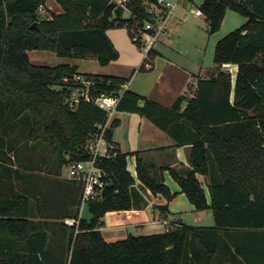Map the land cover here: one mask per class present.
<instances>
[{
    "label": "trees",
    "instance_id": "trees-1",
    "mask_svg": "<svg viewBox=\"0 0 264 264\" xmlns=\"http://www.w3.org/2000/svg\"><path fill=\"white\" fill-rule=\"evenodd\" d=\"M47 1L0 0V264H223L224 259L239 264L241 254L249 264H264V0L200 5L210 34L219 31L229 9L247 18L215 47L218 68L237 65L235 81L220 69L200 79L184 109L182 97L165 107L129 90L123 94L119 110L140 113L178 145H191L190 168L157 166L144 157L147 150L123 152L109 130L106 138L116 148L97 161L105 172L104 187L99 199L86 202L89 219L81 216L80 183L46 175L43 190L31 162L18 161L16 168L1 163L9 139L16 142L23 132L33 151L43 147L52 169L88 160L87 140L106 120V112L91 102L81 101L75 109L64 104L57 87L73 84L80 73L76 66L37 65L29 51L91 56L106 65L119 57L107 31L135 18L150 19L148 7L158 0H128L131 18L114 0H55L62 12L40 18L39 7ZM88 75L100 80V92L117 93L127 80ZM118 125L116 118L114 129ZM13 130L17 135L10 137ZM132 158L135 174L129 168ZM166 170L197 211L212 209L215 226L178 222L169 231L107 242L100 230L107 213L142 207L145 190L168 202L177 195L166 184ZM38 212L46 219L36 220ZM67 218L77 223L68 225Z\"/></svg>",
    "mask_w": 264,
    "mask_h": 264
},
{
    "label": "crops",
    "instance_id": "crops-1",
    "mask_svg": "<svg viewBox=\"0 0 264 264\" xmlns=\"http://www.w3.org/2000/svg\"><path fill=\"white\" fill-rule=\"evenodd\" d=\"M49 1L50 0L47 1V5ZM170 1L176 2L177 0ZM203 1L204 0L177 1L176 8L178 5H181L178 14L174 16V19L172 18L173 21L170 26L167 27V30L149 50L148 61L150 63V67L145 66L144 63L146 58L145 55L147 53L146 51L142 63L140 61L141 59H139L138 61L130 63L126 66L127 73L97 72L91 74L112 75L126 78V82L129 83V91L155 101L165 107H171L178 98L182 97L184 98L182 109L186 107L191 98L195 97L198 81L200 79H209L216 76L220 69V71H230L233 76V81H235L238 70L237 65L226 63L218 68L215 61L213 65H208L205 62V58L203 57L204 54L201 52H206L210 42L207 30L201 26H188L186 27V30H182V26L179 25L178 20L187 22L186 11L189 9L193 13L194 9L192 6L196 2H198L197 8L200 9V5ZM56 4L61 7L58 3ZM197 10H195L194 16L203 17L205 19L204 15L196 13ZM61 12L62 10L57 11L56 13ZM234 12L238 13L236 11ZM124 16H126L125 13ZM229 18L230 23L233 24V26H238V24L241 23L240 18L234 14L228 16V12H226L223 23H225L226 19L228 20ZM109 31L110 30L107 31V34L119 51V59L121 54L120 41L114 35H110ZM181 42H184V44L188 46H179ZM142 55L143 54L141 53L140 58H142ZM116 60L103 66L113 65ZM142 65L144 68L139 69V72L134 77L137 67L139 66L140 68ZM144 102L145 101H141V104L143 105ZM116 118L119 119V125L114 130L113 140L121 151L134 152L147 150L148 152L144 155V157L148 161L155 162L157 166H166L177 169L178 171L190 168L189 161L191 145H178L165 130L158 127L151 119L140 113L119 110ZM132 120L136 126L132 123ZM131 130H138L137 146L140 147L137 149H128V145L130 144V135H132ZM133 159L135 167V158ZM133 173L135 174V170ZM164 175L165 181L167 180L168 175V177L178 185V183L172 178L169 170H166ZM166 184L168 183L166 182ZM178 187L179 190L173 192L180 194L182 191L179 185ZM170 188L172 189V187ZM148 193L149 194L145 193L146 203L142 207L126 211L109 212L104 216L100 230L107 242H114L128 238L132 235L128 230L129 227H140L143 230L144 235L165 231L164 226H161V222L164 224L165 221L170 222L173 220L170 215L172 203L171 201L168 202L161 196H154L150 192ZM179 197L182 201H184V206H187L190 211H195L194 213L196 219L200 220L203 218V213L201 211H196V208L187 204V200L185 204V198H183V196L180 195ZM160 205H167L168 210L163 211L159 207ZM35 219H46V217L44 218L42 215H37ZM176 222L184 223L181 219Z\"/></svg>",
    "mask_w": 264,
    "mask_h": 264
},
{
    "label": "rangeland",
    "instance_id": "rangeland-1",
    "mask_svg": "<svg viewBox=\"0 0 264 264\" xmlns=\"http://www.w3.org/2000/svg\"><path fill=\"white\" fill-rule=\"evenodd\" d=\"M57 2L55 0H50L48 2V5H44L43 10H39V16L40 18H44L47 16H50V14L52 12H57L62 10L61 7H59L57 4ZM198 2H196L195 4H193L192 8L194 9L193 13L188 9L187 12V22H182L180 20L179 21V25L182 26V30H186V27H196V26H201L204 29L207 30L208 32V37H210V42L209 45L207 47L206 52L202 51L201 53H203V57L205 58V62L208 65H213L214 64V48H215V44L221 39L223 38L225 35H227L229 32L233 31L234 29H236L237 27L241 26L245 21L246 18L243 15H240L238 13H235L232 10H228V16H231L232 14H234L235 16H237L238 18H240L241 23L238 24V26H233V24L230 23V18L227 20L225 23H222L221 28L219 29V31L215 32L214 34H210L208 31V25L205 21V19L203 17H195L194 13L195 10H197V4ZM180 6L178 5V7L175 9L173 16L171 17V20L168 24V26H170L171 22L173 21L172 18L174 19L179 10H180ZM127 12V11H126ZM125 15L128 16V12ZM182 22V23H181ZM37 25V24H36ZM167 26V27H168ZM109 34L110 35H114L120 42V58L118 60H116V62L113 65L110 66H103L102 64H100V62L91 57L88 56L87 58H73V57H64V56H60L57 53L53 52V51H48V50H31L29 51V56H30V60L37 64V65H45V66H55V65H59V64H69L71 66H76L77 70L82 73V74H89V73H97V72H101V73H127L126 70V66L130 63H134L135 61H138L139 59H141V63L142 60L144 59V54L147 51V46H148V41H143L141 43H135L132 39V37L130 36L128 29L126 27H115V28H111L109 29ZM216 41V42H215ZM215 43V44H214ZM179 46L181 47H187L188 45L184 44V42H181L179 44ZM141 53L142 58L141 57ZM135 75L139 72V66L137 67L136 71H135ZM131 74V73H130ZM129 74V75H130ZM133 77V78H134ZM134 120V119H133ZM132 123L136 126V124L133 122ZM17 131L18 130H13L10 133V137L12 136H16L17 135ZM132 135H130V144L128 145V149H137L140 146H137V136H138V130H131ZM33 142L31 140H29L28 135L25 134L24 132L18 136L16 142H12L8 141L7 145L8 147L5 149V152H7V159L6 160H2L1 163H5L6 166H10L13 168H16L17 162L18 161H29L31 162L33 165V172L34 174H36V178L35 180L39 183V186L41 189L46 190L48 185L44 184V179L43 177L46 175H49L54 181L58 180V179H62L64 180L66 177V171H65V167H61V169L59 170L58 167L57 168H53L50 166V157L49 159L47 157H44V153L41 151L43 147L39 146L38 150H32L31 149V144ZM33 146V145H32ZM10 148H12L13 150H11ZM129 168L132 172H134L135 167H134V159H130L129 162ZM27 172H30L29 170H27ZM166 182L170 185V187H172V191H177L179 190L178 185L171 180V178L168 177L167 175V180ZM16 185H18V189H20V185L22 183H20L19 181L15 180ZM53 183V182H52ZM207 189V187H206ZM38 191V190H37ZM147 194H149V191H144ZM183 196V198H185V204H186V200H187V204H190L191 206H193L195 208V205L189 200L188 196L184 193V192H180V194L178 193L172 200V206H171V217H172V221L170 222H176L177 220H180L182 222H184L185 224L188 225H193V226H200V227H212L215 226V218H214V214L212 209H206L201 211L203 214V218L202 219H196L195 217V211H190L189 208L187 206H184V201H182V199L179 196ZM209 195V194H208ZM179 197V198H178ZM184 200V199H183ZM187 207V208H186ZM178 209V210H177ZM197 211V210H196ZM38 215H41V213ZM82 217L89 219L91 217V214L89 212V209L87 207V204L85 203L82 207ZM161 226H164L165 229V225L162 224L161 222ZM129 232L132 235L135 236H139V235H144L143 230L140 227H129L128 228ZM247 240L244 241V243H246ZM243 243V245H244ZM239 264H241V262H246V264H249V262L246 261L244 254L239 255ZM223 264H232L231 261H229L228 259H224Z\"/></svg>",
    "mask_w": 264,
    "mask_h": 264
},
{
    "label": "built area",
    "instance_id": "built-area-1",
    "mask_svg": "<svg viewBox=\"0 0 264 264\" xmlns=\"http://www.w3.org/2000/svg\"><path fill=\"white\" fill-rule=\"evenodd\" d=\"M118 6L128 12L125 18H131V11L127 4L128 0H114ZM178 1V0H177ZM177 1L158 0L156 4H151L148 7V13L151 15L150 19L143 22L139 19H133L126 22V28H129L133 40L141 43L144 40L149 41L147 46V53L145 55V66L150 67L149 50L160 38V36L167 30V26L171 16L173 15ZM44 5L41 4L39 10H43ZM197 14L203 15L202 11L198 9ZM69 82V79H65ZM99 79L96 76L78 73L75 74L72 81L73 84L63 88L57 89L63 93L64 104L70 106L72 109L77 108L81 101L91 102L106 112V120L104 123L98 125L99 132L90 136L85 145V149L89 152L90 158L88 160L73 161L65 165L66 177L80 183L83 188L82 207L92 199H99L101 190L104 187L103 176L104 170L97 164L101 157H110L116 148V145L109 142L106 134L109 130H115L113 122L116 119L119 111V103L123 94L128 90L129 83L125 82L121 90L117 93L106 92L96 89ZM82 210V208H81ZM65 222L68 225L77 223L75 219L67 218ZM165 231L179 225L178 222L165 221Z\"/></svg>",
    "mask_w": 264,
    "mask_h": 264
},
{
    "label": "water",
    "instance_id": "water-1",
    "mask_svg": "<svg viewBox=\"0 0 264 264\" xmlns=\"http://www.w3.org/2000/svg\"><path fill=\"white\" fill-rule=\"evenodd\" d=\"M34 25H36V24H34Z\"/></svg>",
    "mask_w": 264,
    "mask_h": 264
}]
</instances>
